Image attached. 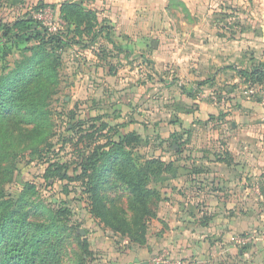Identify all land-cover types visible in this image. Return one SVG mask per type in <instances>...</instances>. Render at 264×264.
I'll return each instance as SVG.
<instances>
[{"label": "rangeland", "instance_id": "obj_1", "mask_svg": "<svg viewBox=\"0 0 264 264\" xmlns=\"http://www.w3.org/2000/svg\"><path fill=\"white\" fill-rule=\"evenodd\" d=\"M65 1L78 2L87 9L95 10L98 22L110 26V38L106 30L97 39H92L93 34L86 32L76 36L74 26L70 28L60 12L61 4ZM43 2L55 4L56 8L47 6L38 10L37 6ZM94 2L0 0V74L9 72L41 49L38 40L25 41L13 33L4 36V25L33 16L50 33L62 36V49L57 51L58 76L52 96L47 101L50 113L47 125L53 130V135L48 139L52 146L40 156L35 149L40 145L38 141L41 136L31 137L35 139L30 140L28 146L27 126L20 127L18 140L15 141L16 155H11L4 162L5 156L0 158V171L5 169L7 163L15 162L13 179L3 184L5 189L9 193L19 194L24 183H32L36 186V193L32 196L36 203H43L48 208L56 209L60 205L67 208L71 223L90 243L92 255L88 257V264H128L134 256L139 255L137 248L148 245V235L147 243L139 245L127 235L93 218L82 179H56L49 183L43 174L51 159L70 163L69 172L73 177L72 170L77 168L80 161L77 149L89 143V139L84 137L88 132H95L90 140L106 141L107 137H118L121 132L135 131L140 135V140L128 148L140 162L156 157L177 168L175 177L152 184L158 197L152 201L151 208L156 216L148 221V227L152 220L159 217L161 205L179 199L175 181L182 176V172L190 176L203 173L212 167L209 162L221 156L225 159L223 166H214L220 168L221 174H212L209 178L202 174L199 180H195L194 190L199 195L195 193L194 199L213 204L208 215L204 214L202 223L214 218L215 226L223 227L218 218H232V228L228 232L229 238L226 234L225 242L236 252L226 264H264V162L259 161L260 158L264 160V132H256L258 126L264 127V103L259 97L246 93V86L249 85L244 80L242 82L241 75L233 69L237 61L220 59L213 66L208 64L209 61L197 65L193 53L199 47L179 46V40H185L183 33L176 29L171 32L160 29L130 34L115 28ZM225 3L227 5H219L210 16V20L215 21L212 35H218V39L208 36L212 40L210 45L198 50L204 52L210 47L209 50L218 55L230 49L240 52L250 46L241 42L225 48L223 43L216 41H224L234 31L241 34L244 28L253 34V22L259 17L257 2L229 0ZM225 31H228L226 36ZM201 35L202 39H206L208 34L203 32ZM73 37L80 42L73 41ZM156 38L161 43L154 51ZM46 47L48 50L50 46ZM182 53L188 56L183 62L184 66L181 57L177 60ZM244 102L250 107L245 106ZM70 111L75 113L76 121H83L80 132L78 129V132L65 129L67 118L64 117ZM103 122L108 123L111 130L106 128L100 132ZM256 133L259 134L256 139L260 138L258 142L255 140ZM242 141H246V144L240 150ZM239 150H244L252 158L257 154L258 159L249 158V168H256V163L259 167L254 172L250 170L242 175L240 184L236 169L228 167L235 163L233 158H229L231 151ZM183 154L187 159L182 160ZM192 155L195 158L203 157V160L191 161ZM259 163H263V168ZM184 193L186 199H192L191 192ZM222 231L223 228H219L211 234L212 229L209 236L216 234L215 242L222 243L223 238L219 236ZM161 257L162 251L152 254L150 264H157L153 260ZM64 264H74L70 255Z\"/></svg>", "mask_w": 264, "mask_h": 264}, {"label": "trees", "instance_id": "obj_2", "mask_svg": "<svg viewBox=\"0 0 264 264\" xmlns=\"http://www.w3.org/2000/svg\"><path fill=\"white\" fill-rule=\"evenodd\" d=\"M47 6L56 8L55 4L43 2L37 9ZM60 12L70 28L74 26L76 36L86 32L93 34L92 39H97L106 30L110 38V26L98 22L95 10L78 2L65 1ZM2 28L4 36L13 33L25 41L38 40L42 45L27 60L0 74V158L5 156L4 162L16 155L15 141L23 126L29 131L28 146L30 140L41 136L35 150L43 156L44 150L49 151L52 146L48 139L53 130L47 125L50 114L47 101L58 76L57 51L61 48L62 36L50 33L33 16L19 18ZM46 45L50 46L48 50ZM237 71L248 85H264V63ZM64 118H67L66 131H81L83 121H76L73 111ZM106 128L111 130V126L103 122L99 131ZM94 134L92 131L84 135L89 143L77 149L80 161L72 170L73 177L69 172L70 163L51 159L43 177L49 183L56 179H82L92 217L127 235L132 242L144 245L148 221L156 216L151 204L158 192L152 184L175 177L177 168L156 157L140 162L128 148L140 140L135 131L121 132L118 137H107L106 141L90 140ZM13 166L15 162H9L0 171V264H64L69 255L74 264H88V257L92 255L90 243L71 223L67 208L62 205L56 209L48 208L43 203H36L32 198L36 186L32 183H24L19 194L5 189L4 185L13 179Z\"/></svg>", "mask_w": 264, "mask_h": 264}, {"label": "crops", "instance_id": "obj_3", "mask_svg": "<svg viewBox=\"0 0 264 264\" xmlns=\"http://www.w3.org/2000/svg\"><path fill=\"white\" fill-rule=\"evenodd\" d=\"M92 1V0H91ZM229 0H95L94 5L103 11V16L106 20L112 22L113 26L119 30H124L131 33H141L151 30H169L173 29L183 33L185 40H179V46L183 48H205L212 42L208 39V36L217 37L218 35H212L215 31V21L210 20L211 14L216 11L215 9L219 5H227ZM258 4L257 17L253 22V34L249 33L248 29H242L241 34H230L229 37H225L224 41H216L218 44L223 43V47L230 46L235 43L250 44L244 50L230 49L226 53H217L210 51V47L204 52L197 50L195 54V64H202L209 61L208 64L212 65L215 62H219L220 59H229L237 61L236 66L233 67L235 71L237 69H250L253 65L264 63V0H254ZM92 3V2H91ZM175 17L174 19H172ZM249 31V32H248ZM203 32L207 33L206 39H202ZM228 31H225L226 36ZM236 33V31H234ZM232 33V32H231ZM255 33V34H254ZM188 35V38L187 36ZM195 37H201L197 39ZM202 40V41H201ZM211 40V41H210ZM253 43H248L252 42ZM157 46L154 49L156 51L160 46V39L156 38ZM253 44V45H251ZM241 46V45H240ZM218 56V57H217ZM238 56V57H237ZM178 57V56H177ZM175 57V58H177ZM183 64L185 54L182 53L177 60ZM161 58V56H160ZM176 61V59H175ZM240 63H242L240 65ZM184 66V64H183ZM238 72V71H237ZM239 74V73H238ZM241 81L243 82V78ZM245 106L250 105L244 102ZM236 124L233 123V126ZM236 127V126H235ZM256 129V132H264L263 125ZM247 128V126H245ZM259 134L256 133V139ZM263 134H261L262 138ZM246 140V139H245ZM240 144V150L245 147V142ZM232 149V147H231ZM230 149V150H231ZM234 152L231 151V156L235 160V163L230 164L228 167L236 169L239 176V184L241 183V176L248 173L250 170L254 172L258 169L257 163L256 168L252 169L249 158L258 159L257 154L255 158L248 157L244 150ZM187 159L186 154H183L182 160ZM203 157L195 158L192 155L191 161H202ZM189 159V157H188ZM262 158L259 159V161ZM213 160V159H212ZM219 156V159H214L212 163L209 162V166L205 172H197L193 176L185 173H181L182 176L177 178L175 181L176 185V196L179 197L177 200H172L166 203L164 206L161 205L160 211L158 212L159 217L151 221L148 234V245L145 247L137 248L139 255L134 256L128 264L133 263L135 260L138 261H149L152 254L158 251H162L163 255L167 254L175 260H182V264H226L229 263L234 251L230 244H226V234L229 238L228 232L232 228V218L221 216L219 221L223 223V227L215 226L214 218H209L205 223L203 222L204 214L208 215L213 204L203 201H197L194 199V194L198 196L197 190H194L195 180H199L201 175L209 178L212 174L218 175L220 168H216L217 164H224ZM260 168H263V163H259ZM223 166V165H222ZM224 169V168H223ZM221 174V173H220ZM192 180H194L192 182ZM227 184V183H226ZM174 187V185L172 186ZM184 192H191L192 199H186ZM180 193V194H179ZM211 204V205H210ZM216 205V203H214ZM214 205V206H215ZM225 207V204H223ZM164 210V211H163ZM212 219H214L212 221ZM227 219V224H226ZM219 228H223V231L219 233L222 237L223 242L217 244L216 234L214 237H210V231L213 229L211 234L216 233ZM119 264V263H117Z\"/></svg>", "mask_w": 264, "mask_h": 264}, {"label": "built area", "instance_id": "obj_4", "mask_svg": "<svg viewBox=\"0 0 264 264\" xmlns=\"http://www.w3.org/2000/svg\"><path fill=\"white\" fill-rule=\"evenodd\" d=\"M246 93H249L251 96L259 97L264 103V85H255V86H246ZM157 264H182V260H175L171 256L164 254L161 258H156L153 260Z\"/></svg>", "mask_w": 264, "mask_h": 264}, {"label": "water", "instance_id": "obj_5", "mask_svg": "<svg viewBox=\"0 0 264 264\" xmlns=\"http://www.w3.org/2000/svg\"><path fill=\"white\" fill-rule=\"evenodd\" d=\"M131 264H149V261H138V260H135L133 263Z\"/></svg>", "mask_w": 264, "mask_h": 264}]
</instances>
